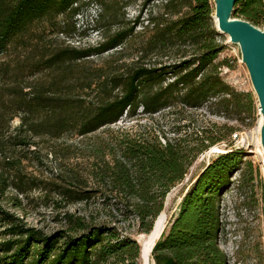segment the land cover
I'll return each mask as SVG.
<instances>
[{"label":"trees","instance_id":"trees-1","mask_svg":"<svg viewBox=\"0 0 264 264\" xmlns=\"http://www.w3.org/2000/svg\"><path fill=\"white\" fill-rule=\"evenodd\" d=\"M81 1L0 0V58L12 50H38L0 65V159L5 168L15 170L12 177L0 171V200L10 187L24 192L23 174L16 161L4 159L5 150L35 145L34 137L59 138L68 132L88 136L125 116H135L139 107L142 113L153 114L178 105L198 109L212 99L219 111L233 110L248 118L255 113L252 92L237 91L220 76L221 65L215 60L225 43L214 25L211 0H167L165 14L170 16L152 21V34L141 52L166 55L171 50L170 62L157 67L139 64L123 75L99 81L95 101L61 93L72 64L134 36L133 26H123L94 46H40L39 25L55 23L58 16L73 17ZM182 5L187 8L183 13ZM232 15L262 26L264 0H237ZM50 72L54 76L48 81L27 79ZM15 117L20 122L12 131L10 122ZM221 129L218 137L184 134L161 141L158 136L128 130L111 137L106 143L109 159L102 147L95 152L100 159L93 175L110 192L101 194L121 204L115 210L124 220H136L137 233H149L166 194L184 179L191 163L233 131L226 124ZM242 163V151L230 149L203 168L156 241L150 253L155 264H226L219 245V201ZM66 192L73 201H85L88 194L101 191ZM65 219L67 228L45 233L0 204V264H140V245L115 222L93 223L70 213Z\"/></svg>","mask_w":264,"mask_h":264},{"label":"rangeland","instance_id":"rangeland-1","mask_svg":"<svg viewBox=\"0 0 264 264\" xmlns=\"http://www.w3.org/2000/svg\"><path fill=\"white\" fill-rule=\"evenodd\" d=\"M85 1L78 3L79 13L73 17L58 16L55 23L42 22L38 27L41 32L39 45L48 48L94 46L123 26H133L134 36L114 49L72 64L67 75L68 84L60 88L61 93L95 101L99 81L123 75L139 64L157 67L171 61V50L166 55L141 52L142 45L152 34V21L170 16L165 14L167 0H91L89 5H85ZM180 8L182 13L187 9L184 5ZM223 36L225 48L215 60L221 65L220 76L235 90L252 92L256 109L253 117L248 118L244 113L239 115L233 110L219 111L212 99L198 109L178 105L153 114L142 113L139 107L135 116H125L118 123L88 136L68 132L59 138L34 137L35 145L8 148L5 157L2 154L5 160L16 161L19 173L24 177V192L14 186L7 189L0 200L2 207L45 233L67 228L66 213L93 223L115 222L141 246L140 242L143 243L149 233H137L136 220L131 217L124 220L115 210L121 208V204L101 194L109 195L110 192L107 186L98 184L93 175L100 159L95 154L96 149L102 147L104 157L109 159L106 143L125 130L131 134L158 136L163 141V137L184 134L193 138L195 135L218 137L221 126L226 124L233 131L224 141L201 152L188 167L184 179L166 194L162 209L165 226L176 214L183 194L211 159L226 150L238 149L242 151L241 169L231 174V184L222 191L219 201V245L226 256V264H264V152L260 145L257 99L246 67L240 60L238 46ZM36 51L12 50L0 58V65L14 63L18 57L36 54ZM53 76L54 72H50L27 79L48 81ZM85 83L90 86L84 87ZM19 122V117H15L10 122V130L13 131ZM4 165L0 159V171L12 177L15 170ZM66 189H98L101 192L88 194L85 201H73ZM150 258L153 259L151 254Z\"/></svg>","mask_w":264,"mask_h":264},{"label":"water","instance_id":"water-1","mask_svg":"<svg viewBox=\"0 0 264 264\" xmlns=\"http://www.w3.org/2000/svg\"><path fill=\"white\" fill-rule=\"evenodd\" d=\"M211 2L213 5L212 18L216 31L226 35L230 43L238 46L240 60L248 72L257 99V110L260 117V145L264 152V25L256 26L246 19L233 16L232 12L237 0H211ZM155 221L151 231L154 229ZM164 228L154 239L151 252ZM140 261L141 264H145L142 245L140 246Z\"/></svg>","mask_w":264,"mask_h":264},{"label":"bare ground","instance_id":"bare-ground-1","mask_svg":"<svg viewBox=\"0 0 264 264\" xmlns=\"http://www.w3.org/2000/svg\"><path fill=\"white\" fill-rule=\"evenodd\" d=\"M162 212L163 211L160 212V214L158 215V217L155 221L154 229L149 233L148 237L145 239V241L143 243L140 242L142 247H143V255H144L145 264H147V263L148 264H154V260L150 258V253H151L150 249H151V246H152L154 239L158 236L160 231L165 226V215Z\"/></svg>","mask_w":264,"mask_h":264}]
</instances>
